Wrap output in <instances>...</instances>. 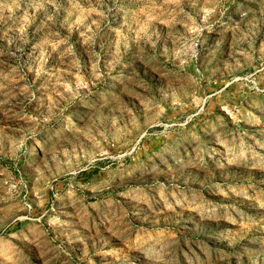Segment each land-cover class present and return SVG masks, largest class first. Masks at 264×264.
<instances>
[{
  "label": "rangeland",
  "instance_id": "rangeland-1",
  "mask_svg": "<svg viewBox=\"0 0 264 264\" xmlns=\"http://www.w3.org/2000/svg\"><path fill=\"white\" fill-rule=\"evenodd\" d=\"M0 264H264V0H0Z\"/></svg>",
  "mask_w": 264,
  "mask_h": 264
}]
</instances>
